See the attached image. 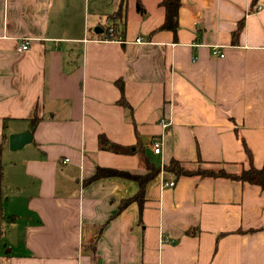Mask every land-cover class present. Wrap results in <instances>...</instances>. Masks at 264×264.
I'll return each instance as SVG.
<instances>
[{"label": "crops", "instance_id": "0c3cea01", "mask_svg": "<svg viewBox=\"0 0 264 264\" xmlns=\"http://www.w3.org/2000/svg\"><path fill=\"white\" fill-rule=\"evenodd\" d=\"M161 1L0 0V264H264L258 184L162 169L120 209L137 180L89 181L97 165L147 173L145 155L241 172L244 142L264 165V0H182L176 32Z\"/></svg>", "mask_w": 264, "mask_h": 264}, {"label": "trees", "instance_id": "16d2710c", "mask_svg": "<svg viewBox=\"0 0 264 264\" xmlns=\"http://www.w3.org/2000/svg\"><path fill=\"white\" fill-rule=\"evenodd\" d=\"M259 0H253L256 4ZM182 0H162L161 5L165 8V19L163 23L159 26L160 29H170L176 32L179 28V10L181 7ZM137 8L141 13L145 12V6L142 0H137ZM243 25H239L238 29L235 31L236 34L239 33ZM117 28H114L115 31H110L108 29L109 35L115 34ZM119 86L123 92L122 97L120 99V103L129 106V102L127 101L124 94V84L123 80L118 81ZM3 143L4 141H0V196L2 194V181L4 177V165H3ZM99 143L102 148L108 149L117 153H127L134 154L138 152L140 149L137 145H124L118 142L111 141L107 136L103 133L99 135ZM247 153L249 154L251 165L249 167L243 168L241 172H233L229 171L222 166H215L216 164H208L203 161V159L199 158L198 163L195 166H190L184 164L181 160L177 158H172L168 163H164L162 165L156 164L154 161L150 159L148 155H145V163L148 168L147 173L137 174L131 173L127 170L118 169L115 167L102 166L97 165L96 172L89 178V181L105 177V176H125L128 178L135 179L140 184L139 191L129 197L123 199L120 209L127 206L130 202L138 200L143 207V200L145 197V185L146 183L157 176L161 170H165L168 172H172L175 176H200V177H228L232 179H241L243 181H247L250 183L258 184L264 189V165L261 167H257L253 163V153L246 142H244Z\"/></svg>", "mask_w": 264, "mask_h": 264}, {"label": "built area", "instance_id": "2783aa9c", "mask_svg": "<svg viewBox=\"0 0 264 264\" xmlns=\"http://www.w3.org/2000/svg\"><path fill=\"white\" fill-rule=\"evenodd\" d=\"M111 30H113V28H111ZM138 41H141V38H137ZM30 42H31V38L29 37H25L23 40H22V43H21V49H28L29 48V45H30ZM212 52L213 54L215 55H220V56H224L225 53L224 51L222 50L221 48V45H214L212 47ZM169 125L168 122H164L163 123V126L166 128L167 126ZM152 147H153V150L155 153H162L163 151V139L160 137H155L152 141ZM175 182L173 180H165L164 181V185H174Z\"/></svg>", "mask_w": 264, "mask_h": 264}, {"label": "water", "instance_id": "95a60500", "mask_svg": "<svg viewBox=\"0 0 264 264\" xmlns=\"http://www.w3.org/2000/svg\"><path fill=\"white\" fill-rule=\"evenodd\" d=\"M98 28H96L97 30ZM33 139V133L31 130H24L20 132H14L9 135L10 148L13 150L22 148L25 144L31 142Z\"/></svg>", "mask_w": 264, "mask_h": 264}, {"label": "rangeland", "instance_id": "374dc122", "mask_svg": "<svg viewBox=\"0 0 264 264\" xmlns=\"http://www.w3.org/2000/svg\"><path fill=\"white\" fill-rule=\"evenodd\" d=\"M215 166L217 167V166H221V165H215ZM222 167H224V166H222ZM224 168H226V167H224ZM226 169H227V168H226ZM227 170H228V169H227ZM229 171H230V170H229ZM237 173H239V172H237ZM9 211H10V209H9ZM9 211H6V212L4 213L5 215L3 214V215H4L3 218H9V215H10V214H9V213H10ZM5 221H6V220H5Z\"/></svg>", "mask_w": 264, "mask_h": 264}]
</instances>
